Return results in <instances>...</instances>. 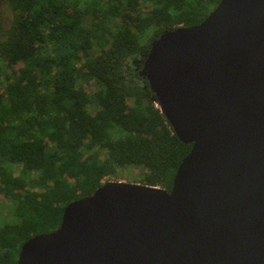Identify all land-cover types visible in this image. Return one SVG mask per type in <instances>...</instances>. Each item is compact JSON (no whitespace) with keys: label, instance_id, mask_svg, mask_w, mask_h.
<instances>
[{"label":"trees","instance_id":"16d2710c","mask_svg":"<svg viewBox=\"0 0 264 264\" xmlns=\"http://www.w3.org/2000/svg\"><path fill=\"white\" fill-rule=\"evenodd\" d=\"M0 32V264L56 231L69 204L128 167L170 192L191 151L140 76L165 31L201 24L220 0H8ZM92 88V90L90 89ZM94 89V90H93Z\"/></svg>","mask_w":264,"mask_h":264},{"label":"water","instance_id":"95a60500","mask_svg":"<svg viewBox=\"0 0 264 264\" xmlns=\"http://www.w3.org/2000/svg\"><path fill=\"white\" fill-rule=\"evenodd\" d=\"M140 76L191 151L170 192L109 181L17 264H264V0L165 31Z\"/></svg>","mask_w":264,"mask_h":264},{"label":"rangeland","instance_id":"374dc122","mask_svg":"<svg viewBox=\"0 0 264 264\" xmlns=\"http://www.w3.org/2000/svg\"><path fill=\"white\" fill-rule=\"evenodd\" d=\"M2 26L6 28L8 25L4 26L2 23ZM141 70V69H140ZM92 90V88H90ZM94 90V89H93ZM136 167H128L126 169H122L119 171L118 177H110L108 179L109 181L114 182H127V183H136L139 184V182L142 179V169H135ZM4 204L2 201V198L0 196V224H5L7 221H9V211H3L1 206Z\"/></svg>","mask_w":264,"mask_h":264},{"label":"flooded vegetation","instance_id":"af4514ba","mask_svg":"<svg viewBox=\"0 0 264 264\" xmlns=\"http://www.w3.org/2000/svg\"><path fill=\"white\" fill-rule=\"evenodd\" d=\"M13 22V15L8 0H0V32L7 31ZM8 25L6 28L2 26Z\"/></svg>","mask_w":264,"mask_h":264}]
</instances>
